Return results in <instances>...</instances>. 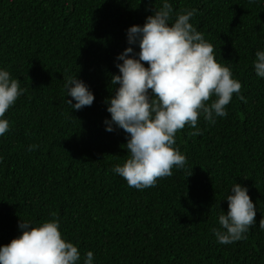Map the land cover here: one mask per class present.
<instances>
[{
    "label": "trees",
    "instance_id": "16d2710c",
    "mask_svg": "<svg viewBox=\"0 0 264 264\" xmlns=\"http://www.w3.org/2000/svg\"><path fill=\"white\" fill-rule=\"evenodd\" d=\"M169 2L173 19L197 10L190 22L247 102L233 94L214 125L199 117V135L185 125L174 146L185 167L138 190L112 171L128 158L127 140L123 129L106 130L105 100L118 87L111 77L129 47L127 29L142 26L162 0H0V67L25 89L0 137V246L21 234L20 220L42 223L55 213L63 236L82 259L92 251L94 264H264V78L253 68L264 50V0ZM70 76L94 93L91 106L66 103ZM235 182L248 188L257 224L246 239L220 244L212 229Z\"/></svg>",
    "mask_w": 264,
    "mask_h": 264
},
{
    "label": "clouds",
    "instance_id": "9594fccd",
    "mask_svg": "<svg viewBox=\"0 0 264 264\" xmlns=\"http://www.w3.org/2000/svg\"><path fill=\"white\" fill-rule=\"evenodd\" d=\"M196 12L185 9L173 19L171 3L162 0L142 26L127 29L129 47L117 57L122 63L116 64L119 74L112 75L111 85L118 87L105 100L111 114L105 124L109 132L119 128L126 133L128 158L112 171L129 187H155L159 178L172 175L174 167H185L186 155L174 147L176 134L185 125L199 135V117L214 125L216 117L228 115L233 94L247 102L241 82L229 66L217 61L214 46L190 22ZM137 45L138 52L133 47ZM253 68L264 78V50L256 51ZM64 89L72 98L66 100L72 110L94 102V93L77 76L68 77ZM24 92L20 80L0 67V137L10 130L6 112ZM36 148L31 145L28 150ZM226 200L228 211L219 214V227L212 229L220 244L246 239L250 227L257 224L256 206L246 186L235 182ZM52 217L36 224L20 220L21 234L0 246V264H94V253L88 251L82 259L78 246L63 236L59 218L55 213ZM259 228L264 230V218Z\"/></svg>",
    "mask_w": 264,
    "mask_h": 264
}]
</instances>
